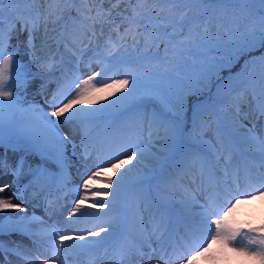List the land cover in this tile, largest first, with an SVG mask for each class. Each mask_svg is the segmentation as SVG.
<instances>
[{
  "label": "snow or ice",
  "instance_id": "6c2138e0",
  "mask_svg": "<svg viewBox=\"0 0 264 264\" xmlns=\"http://www.w3.org/2000/svg\"><path fill=\"white\" fill-rule=\"evenodd\" d=\"M8 2L19 3V0ZM146 2L147 0H137V6L122 16L120 24L116 23L111 10L77 9V16L73 18V34L76 38L68 41L74 49L73 56L77 57V66L69 72L60 73L55 79V90L46 93L45 103L51 108L50 112L45 111L43 106L20 107L19 97L9 89L24 86L30 73L20 63L18 53L13 51L6 55V48L10 46L12 35L16 31L15 25L20 23V30L28 31L29 48L35 49L34 33L43 24L47 35L48 24L55 25L63 19L64 9L58 3L56 6L49 4L48 9L43 11L36 9L34 13L30 10L28 16L17 15L7 31L0 19V149L19 153L15 162L0 158V172L7 169L14 178L13 184H16L23 175L28 157H31L33 163L28 165L31 176L29 185L38 182L41 177L52 180L58 176L67 177L68 170L73 166L71 158L75 156L77 147L80 148L81 160L85 163L92 158L94 149L91 145L94 137L91 135L90 122L105 121V133L121 125L129 126L130 131L135 133L134 140L130 137L128 142L122 143L108 154L97 152L95 170L90 171L77 186L79 199L74 201L68 212V219L71 221L78 214L110 216L116 208L113 201L120 199L121 194L130 187L144 182L143 179H131L132 168L147 160L149 164L145 165V171L152 173L150 179L158 183L164 194L161 200L154 201L156 214L153 216L151 233L162 248L171 242L174 250L183 249L182 254L177 257L182 264H200L201 259L205 264H233L234 258L237 264H264V222L259 225L249 222L244 227L235 219L238 211L254 210L253 202L260 201V218L264 220V136L255 132V126L249 128L245 125L240 115L241 102L250 99L255 104L258 116L264 118V75L258 82V88L252 89L250 97L247 89L231 97L230 103L234 111L230 114L231 124L225 134L218 135L215 142H212L205 140L197 130L198 124L202 123L199 118L203 113L225 101L221 90L233 79L231 73L235 63L244 59L245 65L251 63L264 67V51H260L264 49V29L258 33L249 32L242 44L235 45L239 51L233 55L232 61L221 65L215 57L208 55L218 51V46L214 41L202 38L209 31L207 24L201 27L197 17H190L187 11L181 12L175 6L168 8L166 13L161 9L159 13L151 14L152 10L145 7ZM162 2L176 4L178 0ZM215 2L228 3L231 0ZM4 3L5 0H0V17L5 11ZM120 3L121 0H116V6ZM259 3L264 5V0H259ZM105 24L111 30L101 45L96 28L99 27L100 36H103ZM93 37L97 39L96 47L102 48V51H97L89 58L87 66L90 68L94 61L100 64V71L82 79L77 75L80 71V59L84 56L85 49L92 45ZM141 43L145 49L153 45L159 49L163 44L165 52L170 45H179L185 51H193L186 45L195 44L203 50L194 52L202 58L194 67L205 68L206 72L191 83L168 72L157 74L158 82L141 92V76L137 74L135 62L149 56L159 57L158 52L141 51L138 48ZM134 46L137 50L133 56L129 49ZM257 51L260 54L254 58ZM36 63L41 72L55 75L52 72L54 60L41 62L37 59ZM124 64L127 65L124 69L125 78L112 79L110 83L97 80V77H103L114 68L119 71L118 66ZM225 68L229 73L226 77L221 75ZM243 70L247 71V68ZM50 82L52 81L41 84L40 89H46ZM97 83H101L102 87H97ZM113 96L115 99H111ZM104 100H107L106 104L102 103ZM96 104L99 107H93ZM5 108L27 114V122L19 127H13L10 123L6 129ZM62 125L68 131H64ZM145 131L148 141L146 145L140 138ZM77 132L80 135L79 145L72 139ZM69 144L72 146L71 156ZM240 144H256L259 147V164H246L243 175L241 168L234 162L236 149ZM134 160L135 164L132 163ZM106 167L117 174L115 180L107 175ZM190 172L192 183L199 177L204 184L203 203H199L184 187V179ZM178 184L179 189L184 192L182 203L191 207L198 206L199 212H189L192 219L177 233L174 227H169L172 215L169 205ZM95 185H99V188L93 191ZM8 188V183L0 184V193ZM89 200L97 202L87 205ZM88 208L96 211H89ZM6 210L24 215L16 218L9 215L7 219L0 217V236L17 233L28 237L33 245L41 243L37 239V233L30 229L33 222L43 223L41 217H29L22 204L0 198V213ZM104 223L109 226L103 227ZM93 227L96 228L95 231L83 229L80 230V235H63L55 230V226H51L54 233L51 240L53 258L62 252L61 246H65V241H72L76 249L85 253L97 248L122 227V220L113 217L110 221H101ZM145 242H148L147 238ZM237 242L243 246L235 247ZM5 251H14L20 255L19 246L6 250L0 242V252ZM152 251L155 252L156 249L153 248ZM132 254L144 255L142 250L134 246L123 253ZM42 264H48V261L45 260Z\"/></svg>",
  "mask_w": 264,
  "mask_h": 264
},
{
  "label": "rangeland",
  "instance_id": "374dc122",
  "mask_svg": "<svg viewBox=\"0 0 264 264\" xmlns=\"http://www.w3.org/2000/svg\"><path fill=\"white\" fill-rule=\"evenodd\" d=\"M35 1V8L40 9L41 11L48 9L49 4L54 6L59 1L68 2L66 0ZM258 3L259 0H247V2H241V0H231V2L228 3H217L215 0L209 1V16L206 17L201 23V27L207 24L209 31L207 34L203 35L202 38L204 40H212L215 42V45L218 46V51L210 52L208 55L215 57L221 65L223 63L227 64V62L232 61L233 55L239 51L235 45L242 44L248 38L247 34L249 32L258 33L264 29V20H262V14L260 13L264 11V8L263 6L257 8L259 5ZM176 4L172 5L176 6ZM182 4L181 12L187 11L190 17H193L194 13L203 12L204 8H206L204 5L205 2H201V0H183ZM98 6L100 7H97V9H101V7H103L104 10H111L117 24H119L120 17L123 14H126L130 7L127 0H121V3L118 6H116V0L109 4H105L102 0H99ZM158 6L159 10L155 13H159L160 10L164 9L165 6L171 5L165 3L162 5L159 4ZM231 6L237 7L239 9H232V11L222 9ZM3 7L5 9V6ZM145 7L147 8L146 4ZM14 9L15 11H13L11 14L7 13L5 9L3 16L0 17V19L3 20V28L5 31L8 30L11 21L15 20L17 15H20L17 12L19 8L14 6ZM82 10L86 11L87 9L83 7ZM76 16L72 15L71 13H67L63 15V19L59 20L55 25L49 23L47 35L45 34L43 24H41L39 29L34 33L35 49H30L28 46V31H21L20 23L15 25L16 31L12 35L10 46L6 48V55L11 54L13 51L17 52L20 63L25 65L30 73L29 77L25 81L24 86L9 89L14 92V95L19 97L21 108H28L30 105H36L43 106L45 111H51V108L47 107L45 103V96L46 93H50L51 91L55 90V79L52 78V75L41 72L36 61L37 59H39L41 62L49 59L54 60L55 65L52 69V72H54L55 67L60 66L61 63H64L65 66H69L71 69L76 68L75 65H72V62H77V57L73 56L72 53L74 49H72L71 44L68 43L70 39L76 38L75 34H73V18ZM110 30L111 29L109 25L105 24L104 35L100 36L99 27L96 28L97 36L100 37L99 43L101 45H103V42L107 38L108 32ZM114 34L115 33H113V35ZM66 43H68L67 47L65 46ZM85 43H87V39L85 40ZM96 44L97 39L96 37H93L92 45L85 49V54L80 59V71L77 73V75H80L82 79H86L93 72L100 71V64L94 61L92 62L90 68L87 66L89 63V58L93 57L97 51H102V48L98 49ZM186 47L192 49L193 51H185L179 46V49L176 51H170V55H165L167 59H165V57L153 58L149 56L146 60L152 62L151 68L146 66V63H142V60L145 59L136 61L135 64L138 65L136 67L137 74L141 76L140 91L143 92L144 90L149 89L152 85L156 84L158 82L157 74L168 72L173 75H178L187 81L191 77H193V80H195L198 76H200V74L205 73V68L194 67L195 65L199 64L202 59L200 56L195 55L194 52L202 51L203 49L199 48L195 44H189L186 45ZM132 48L136 52L137 47L135 46ZM138 48L140 50L141 48H144L143 43H141ZM147 52L151 53L149 51ZM255 57L258 56L254 55V58ZM118 67L120 68L119 71L114 68L111 71L105 73L103 77H97V80H102L104 83H110L112 79L125 78L124 69L127 67V65L124 64ZM246 68L247 71L242 70L235 75L234 81H236V83L234 85L239 87H236V89L230 91L227 93V95H224L225 101L223 103L217 104L216 108L210 109L211 115L207 116L203 113V115L200 117L204 125L201 130H197L204 136L205 140L215 142L218 135L225 134L228 131V127L231 124L229 117L234 111V107L230 103V95L235 96L241 90L247 89L250 97L252 89L258 88V82L261 76L264 75V67H261L259 64L250 63L246 65ZM65 70L66 69L61 67L60 71H57L58 76L60 73L66 72ZM182 74H187L189 77H186ZM48 81L52 82L47 83V88L41 90L39 86ZM97 87H102V84L97 83ZM213 90L215 92L216 87L213 88ZM240 115L245 125H247L249 128L255 126V132L261 136H264V118H260L258 116V113L255 110L254 102H252L250 99L242 101L240 104ZM27 120L28 115L25 113L18 112L15 109L9 110L5 108L4 110V122L6 129L10 123L13 127H19L26 123ZM104 124L105 121L103 120L92 121L89 124L91 135L94 137L91 145L94 151H92V158L88 160L87 163L81 160V150L79 147H77L75 156H72L71 158V163L73 166L68 170L67 177L58 176L55 180H52L49 177H41L38 182L29 185L28 181L31 179V176L28 165L33 163V159L28 157L23 169V175L18 183L13 184L14 178L7 169H5L4 172H0V184H9V188L6 189L4 193H0V198L10 199L12 203L22 204L29 217L33 215L41 217L43 223L37 222L34 224L33 222L30 227L40 228L39 226H47L51 228L54 221L58 220L61 215L63 216L66 214V212L71 210L74 201L79 199V194L76 192V188L80 183H82V179L86 178L90 171L95 170V156L97 152L108 154L116 147H119L122 143L128 142L130 137L133 140L135 139V133L130 131L129 126L121 125L119 128L105 133L103 132ZM62 127L64 131H68L66 126L62 125ZM140 138L145 141V145L148 143L146 131L140 136ZM72 139H74L76 144L79 145V132H77V134L72 137ZM68 150L71 156V144H69ZM236 154L240 157L241 162H234L241 168L242 175L246 164H259V147L256 144H240L236 149ZM18 155L19 153H12L11 151L0 149V158L8 159L10 162H15ZM137 159H139V157H137ZM132 163L135 164L136 161L134 160ZM146 164H149V161H142L136 166V168H132L131 179H143L144 182L130 187L126 192L121 194L120 199L113 201L114 204L118 202L121 216L127 219H133L140 213L145 212L143 210L144 206L142 204L144 198L141 200L143 189L153 193V195H155L158 200H161L163 197L158 183L150 179L152 173L145 171ZM117 167H119V165H117ZM128 167L131 168V165ZM105 170L107 175L112 176L115 180L117 174L114 172V170L110 167H106ZM121 171H123V169ZM191 179L192 175L190 178L187 177L184 179V187L189 190L190 195H194L196 197L199 203H203V195H201V192L203 193L204 184L201 183V179L199 177L196 178L195 183H192ZM26 185L27 187L25 188ZM178 187L179 184L177 188ZM18 188L20 189L19 192L17 191ZM98 188L99 185H95L93 187V191H96ZM183 196L184 192L178 188L169 205L172 213L170 220L172 221V216L176 220L172 221L174 224L170 222L171 224H169V227H174L177 233L183 228L186 222H189L192 219V217L189 215V212H199L198 206L191 207L182 203ZM109 199H111V196ZM96 202L97 201L95 200H89L87 205H91ZM253 203L255 204L254 210L238 212L235 215V219L239 222L240 226L247 227L249 222L252 225H259L260 223L264 222V220L260 218L259 212L261 202L255 201ZM62 206L66 208L61 213L60 211ZM88 210L91 211V208H88ZM150 213L151 217L156 214L154 210H151ZM9 215H11L13 218H16L19 215H24V213H17L14 210H6L5 212L0 213V217H3L4 219H7ZM82 219L83 222L87 223L85 229L88 231L96 230V228L93 227V225L96 223L91 222L93 219L92 216H84V218L81 217V220ZM70 222H72V220ZM143 226L148 227L149 224L144 223ZM61 234L64 235L66 233L61 232ZM27 238L28 237L21 236L17 233H13L11 235L5 234L0 236V242L3 243L5 249H16L18 246V239L21 241H26ZM120 243L121 238L115 240V242L111 244L110 248H105L99 257L97 264H182L181 259L177 257L182 254L183 249L177 248L174 250V245L171 242L164 248H161L163 250L160 249L161 245H155L153 248H155L156 251H151L154 255L152 259L147 258L145 254L142 256L139 254H133L131 259L125 260L127 263L124 260L112 257L113 250L119 247ZM41 246L43 248L51 249L50 246L47 245V242L41 241ZM234 246L241 247L243 245L237 242L234 244ZM167 247L170 248V250ZM25 248L31 253L35 254L31 247L25 245ZM166 248L168 251H166ZM12 252L14 251L0 252V254L4 255V257H0V264H7L6 262H9L10 264H30L28 262L18 260ZM40 257L57 264L55 261L56 258H53L51 253L50 256ZM200 264H205V262L201 259ZM233 264H237L235 258L233 259Z\"/></svg>",
  "mask_w": 264,
  "mask_h": 264
},
{
  "label": "bare ground",
  "instance_id": "6f19581e",
  "mask_svg": "<svg viewBox=\"0 0 264 264\" xmlns=\"http://www.w3.org/2000/svg\"><path fill=\"white\" fill-rule=\"evenodd\" d=\"M190 177H191V172L189 173L188 178ZM203 189H204V186H203ZM201 195H203L202 192H201ZM162 196H163V193H162ZM142 199H143L142 204L144 206L143 210L145 212L140 213L137 217H134L133 219H127L121 216L119 212L118 202H116L115 204L116 208L111 213L110 216L93 217L91 222L96 223V224L104 220L110 221L113 217L120 218L122 220V227L115 234L109 236L106 240L102 241V243L98 246V248L91 249L86 253L81 252L78 249H76L73 246L72 241H65V246H61L62 252L57 254L55 257L56 258L55 261L57 262V264H97L98 259L101 256L102 252L105 250V248H110L111 244L114 243L115 240L120 239V238H121L120 246L117 247L112 252L113 258H118L124 261L131 259L133 254L123 255V253L128 248L134 246L135 248L142 250L144 254L147 256V258L152 259L154 255L151 251L155 245H160V243L156 240V237L151 234L152 227H153V217H151L150 211L154 210L156 213V209L153 206V204H154V201H157L158 199L156 198L155 195H153V193L146 191L144 189H143V195H141V200ZM65 208L66 207L62 206L60 212L62 213L65 210ZM91 211H96V210L91 209ZM68 212H66V214H64L63 216L61 215L58 218V220L54 221L52 226H55V230L60 231V233L65 232L66 234L64 235L82 234L80 230L85 229L87 226L86 225L87 223L83 222V219L81 220V217L84 218V216H79L78 214L77 217L73 219L72 222H70V220L68 219ZM238 212H244V211H238ZM172 221H176L173 216H172ZM172 221L170 220V222L174 224ZM170 222L169 224H171ZM35 223L37 222H34V224ZM144 223L149 224V226L148 227L143 226ZM102 225L103 227H106V228L109 226L107 223H104ZM39 227L40 228L30 227V229L31 231L37 233V239L43 242H47V245L50 246L51 248V240L54 238V233L51 231L50 227H47V226L45 227L39 226ZM65 229H67V231H65ZM103 235L104 234L102 233V236ZM146 238L148 241L147 243L145 242ZM89 239H96V238L89 237ZM149 243L151 244V247H149ZM17 245L19 246L20 255H17L16 252H14V256L18 260L23 261V262H28L30 264H42V262L45 261L46 259L41 258L40 256H50V253H51V256H53L51 249L43 248L42 247L43 245L41 246V243L37 245H33L31 241L29 240V238H27L26 241H21L20 239H18ZM25 245L31 247L32 250L35 252V254L28 251L25 248ZM161 248L162 247L160 246V249ZM167 248H166V251H168ZM168 249L170 250V248ZM2 255L3 254H0V257H4V255L3 256ZM125 262L127 263V261ZM6 263L10 264L9 262H6ZM48 264H55V263L48 261Z\"/></svg>",
  "mask_w": 264,
  "mask_h": 264
},
{
  "label": "trees",
  "instance_id": "16d2710c",
  "mask_svg": "<svg viewBox=\"0 0 264 264\" xmlns=\"http://www.w3.org/2000/svg\"><path fill=\"white\" fill-rule=\"evenodd\" d=\"M69 1H72L73 2V4H72V7H71V10H70V12L72 13V14H75V13H77V9H80L81 10V8H82V4H84V6L87 8V9H93V10H95L96 9V7H98V2H99V0H69ZM101 1V0H100ZM103 1V3H105V4H109V3H111V2H113L114 0H102ZM128 1V3H129V9H128V11L126 12V14L131 10V9H133V8H135L136 6H137V0H127ZM209 1L210 0H207V2H205V7L206 8H204V11L202 12V13H200L199 14V12L198 13H194V15H193V17H197L198 19H199V21H198V23L201 25V23L203 22V19H204V17L206 16V15H208L207 13L208 12H210V8H209ZM182 2H183V0H178V3L176 4V6L175 7H177L180 11H181V7H182ZM162 5V4H165V3H163L162 2V0H147V2H146V5H147V9H150V10H152V13L151 14H153V13H155V12H157L158 10H159V6L158 5ZM167 4H169V3H167ZM259 5L257 6V8H260V7H262L263 6V8H264V5H261L260 3H258ZM57 5V4H56ZM55 5V6H56ZM169 5H171V6H165L164 7V10H165V13L167 12V9L168 8H170V7H174L172 4H169ZM58 6L60 7V8H63L64 9V14L67 12V5L64 3V2H62V1H59V3H58ZM103 8V7H102ZM122 8V7H121ZM121 8H119V9H121ZM222 9H227V10H229V11H232V9H239V8H237V7H233V6H231V7H228V8H222ZM260 12V11H259ZM261 14H262V16H264V11H262V12H260ZM63 14V15H64ZM126 14H123V15H126ZM122 15V16H123ZM122 16L120 17V21H119V24L121 23V20H122ZM123 29H121V31H122ZM143 29H141V31H142ZM186 31V30H185ZM157 43H160L159 41H157ZM177 46H179V45H175V46H172V45H170L169 46V50L167 51V52H165V50H164V46H163V44H161L160 45V47H159V49H157L156 48V46L155 45H153L151 48H148L147 50H149V51H156V52H158L159 54H160V56L162 57V56H164V55H166V54H168L169 53V51H170V48H175V47H177ZM135 47V46H134ZM132 52H133V49L131 50ZM260 51H264V49H262V50H260ZM259 54H260V52L259 51H257L256 53H254V55H257V56H259ZM222 65H226L225 63H223ZM246 65L244 64V59H241L238 63H235V66L232 68V73H231V75H232V77H233V79H234V77H235V75L237 74V73H239L241 70V68H244ZM182 75H184V76H186V77H189L187 74H182ZM221 75L222 76H228L229 75V73L227 72V70H226V68H225V71H223L222 73H221ZM233 79L230 81V83L231 82H233ZM193 81V77H191L190 79H188L186 82H188V83H191ZM221 83H223V82H221ZM213 88H215V85H214V87ZM228 89H229V85H227L226 87H224V88H222V90H221V95L223 96L226 92H228ZM145 91V90H144ZM215 93H216V91L214 92V90H213V95H215ZM122 93H118L117 95H121ZM111 99H115V96H113V97H111ZM102 103H107V100H104V101H102ZM93 107H99V104H96V105H94ZM200 126H201V124L199 123L198 124V128H200Z\"/></svg>",
  "mask_w": 264,
  "mask_h": 264
}]
</instances>
